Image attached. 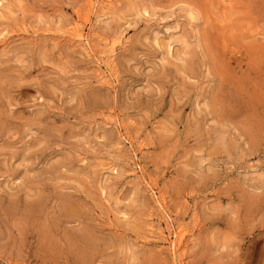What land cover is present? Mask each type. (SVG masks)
I'll use <instances>...</instances> for the list:
<instances>
[{"label": "rangeland", "instance_id": "1", "mask_svg": "<svg viewBox=\"0 0 264 264\" xmlns=\"http://www.w3.org/2000/svg\"><path fill=\"white\" fill-rule=\"evenodd\" d=\"M0 264H264V0H0Z\"/></svg>", "mask_w": 264, "mask_h": 264}, {"label": "bare ground", "instance_id": "2", "mask_svg": "<svg viewBox=\"0 0 264 264\" xmlns=\"http://www.w3.org/2000/svg\"><path fill=\"white\" fill-rule=\"evenodd\" d=\"M222 1V0H221ZM80 34V33H79ZM81 35V34H80ZM32 206V205H31ZM48 235H49V233H48ZM175 241V240H174ZM97 242V241H96ZM175 244V243H174ZM79 253H81V252H79ZM82 254V253H81ZM83 255V254H82ZM80 257V259H81V256H79ZM85 257V256H84Z\"/></svg>", "mask_w": 264, "mask_h": 264}]
</instances>
